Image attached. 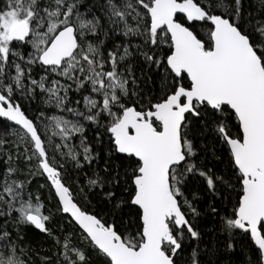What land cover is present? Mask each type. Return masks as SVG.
I'll return each mask as SVG.
<instances>
[{
  "label": "snow or ice",
  "instance_id": "1",
  "mask_svg": "<svg viewBox=\"0 0 264 264\" xmlns=\"http://www.w3.org/2000/svg\"><path fill=\"white\" fill-rule=\"evenodd\" d=\"M0 264H264V0H0Z\"/></svg>",
  "mask_w": 264,
  "mask_h": 264
},
{
  "label": "trees",
  "instance_id": "2",
  "mask_svg": "<svg viewBox=\"0 0 264 264\" xmlns=\"http://www.w3.org/2000/svg\"><path fill=\"white\" fill-rule=\"evenodd\" d=\"M41 183L43 182L42 180L40 181ZM35 187V185H34ZM28 238L29 240H31L34 243H44V246L47 247V244L45 243L44 237L39 235V234H33V233H29L28 234Z\"/></svg>",
  "mask_w": 264,
  "mask_h": 264
}]
</instances>
